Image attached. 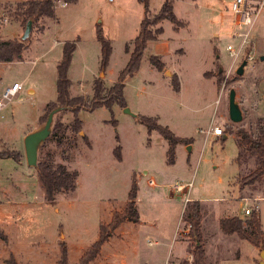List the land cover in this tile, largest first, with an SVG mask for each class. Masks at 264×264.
Returning <instances> with one entry per match:
<instances>
[{
  "label": "rangeland",
  "instance_id": "obj_1",
  "mask_svg": "<svg viewBox=\"0 0 264 264\" xmlns=\"http://www.w3.org/2000/svg\"><path fill=\"white\" fill-rule=\"evenodd\" d=\"M20 1L0 0V39H21L25 24L11 15ZM163 1L149 0L148 9L153 13ZM211 1L173 0L175 15L187 25L178 33L170 21L164 20L161 36L170 37L172 46L182 47L184 54L165 56L166 63L157 56L164 63L160 72L149 62L154 44L148 42L138 70L126 78L124 87V108H129L136 116L114 105V125L107 107L92 111L81 109L79 132L71 128L74 119L71 110L56 116L66 126L63 143L56 145L53 139H46L39 156L50 151L55 163H64L75 170L74 191H58L54 203H48L39 195L35 167L17 163L12 158L0 159V218L2 223H7L4 231L11 238L7 243L0 238V264H8L3 260L8 250L13 251L19 264H57L59 240L66 243L68 263H75L97 238L99 223L109 221L112 210L120 208L127 200L134 175L140 176L136 197L143 222L128 221L118 227L103 244L95 263L164 264L165 256L172 253L174 262L193 264V258L191 262L185 258L193 248L191 237L188 241L179 240L182 238L179 234L176 241L172 238L181 202L179 217L185 212L186 194L182 193L180 200L170 195L176 191L173 187L176 183L192 181L190 189L186 186L181 191L189 189L190 198L203 201L207 255L211 261L214 264H259L260 252L254 245L246 240L218 236L216 220L232 215V211L244 215L243 207L248 205L259 207L264 226V177L240 189L238 178L254 167V159L237 164L236 136L226 132L216 137L205 135V131L212 126L224 130L230 126L254 134L258 121L264 120V58L261 59L264 56V0H254L255 3L263 1L256 30L254 24L248 51L244 50L235 62L226 49L228 44L236 48L240 40L232 36L233 19L226 13L230 19L224 22H231V33L223 30L214 38L211 28L218 30L227 24L222 25L213 14ZM230 1L220 0L226 5ZM62 3L60 0L55 4V19H44L32 25L20 61L0 62V91L13 81L22 83V89L0 111V143L5 146L3 139L9 148L22 150L19 152L24 159V136L44 124V106L56 98V64L61 60L63 43L56 46L54 36L61 41L81 38V47L70 69V92L89 96L95 77L92 72L98 67L96 26L100 25L112 45L113 57L111 55L108 71L113 69L118 73L127 61L121 58L126 53L124 46L138 34L140 21L145 16L140 0H75L66 6ZM82 52L87 61L84 64L79 62ZM248 55L252 60L247 61L243 73L238 75L236 69ZM109 73L101 76L106 85L115 78ZM175 73L178 91L173 88ZM231 88L235 90V100L242 113L239 122L231 121L228 114ZM140 114L157 117L160 124L183 139L175 146L174 162L167 160V141L156 130L149 132L139 122ZM116 145L120 146V159L113 153ZM150 179L155 183L151 184ZM14 210L18 215H14ZM14 220L20 231L8 226ZM185 225L182 219L179 232L182 236H186ZM121 232L122 237L118 236ZM16 233L20 238L16 239ZM178 243L184 250L181 256H175ZM106 254L108 258L104 257Z\"/></svg>",
  "mask_w": 264,
  "mask_h": 264
},
{
  "label": "trees",
  "instance_id": "obj_2",
  "mask_svg": "<svg viewBox=\"0 0 264 264\" xmlns=\"http://www.w3.org/2000/svg\"><path fill=\"white\" fill-rule=\"evenodd\" d=\"M58 0H23L15 4L11 15L22 24L31 19L32 25L43 21L44 19H55V4ZM63 2H75V0H62ZM145 7V16L140 21L138 34L125 44L124 51L129 57L118 72L114 82L106 85L103 77H95L92 82V92L89 96L71 95V81L68 77V69L72 62L73 53L76 45L74 41H65L62 45L61 60L56 65V98L46 103L44 106V122L48 113L56 108L63 107L53 116L54 120L51 124V132L47 139H53L56 145H61L64 140L66 126L58 119L57 115L64 110H71L74 119L71 122V128L75 132L81 130V119L78 118V112L81 109L94 110L99 107H107L113 118V106L118 105L122 108L126 107L124 96V81L126 78L133 76L138 70L143 52L148 42L156 41L163 32L162 23L168 20L173 24L174 29L182 27L185 22L179 19L173 11V0H164L160 8L153 13L148 9L149 0H140ZM96 38L100 44L99 71L105 73L111 52L112 45L110 39L103 35L100 25L96 26ZM27 48L25 40L22 39H0V62L20 61L22 54ZM248 51L246 47L245 52ZM149 62L157 70L161 71L164 63L156 55L149 57ZM174 90H179V81L174 75ZM139 122L143 123L149 132L156 130L167 141V160L174 162V150L178 142L183 140L176 136L167 126L158 122V118L148 115H139ZM232 133L236 136V146L238 148L235 161L241 165L249 158L254 159V167L238 178L239 188L244 186H252L254 183L260 182L264 177V120L258 121V127L254 134L248 132L244 128H232L227 126L224 133ZM87 140L86 136H83ZM118 138V136L116 137ZM44 142L38 149L37 166L35 167L36 177L39 185L44 193V200L48 203H54L55 194L58 191H74L76 188L77 172L67 167L64 163H55L53 155L47 151L44 156L39 154L43 149ZM113 153L117 159L121 158L120 146L116 145ZM21 153L16 149L2 148L0 149V159L12 158L15 161L21 159ZM133 177L128 197L124 206L117 210L113 209L110 220L108 222L101 221L99 223V231L97 238L91 243L73 264H92L99 254L101 247L108 241L114 230L120 226L125 220L137 222L139 220V212L136 207L137 185ZM185 224H190L189 236L191 237V254L193 264H210L205 258L204 242L201 235V211L198 200L186 202L185 212L182 214ZM221 231L226 235L236 234L240 239L246 240L250 244L264 250V230L262 229L259 210L253 209L252 212L244 217L234 214L230 217H222L219 220ZM0 238L6 240V236L0 229ZM60 254L58 264L68 263V252L65 241H59ZM8 264H18V262L9 256L5 260ZM180 264H188L186 261Z\"/></svg>",
  "mask_w": 264,
  "mask_h": 264
},
{
  "label": "crops",
  "instance_id": "obj_3",
  "mask_svg": "<svg viewBox=\"0 0 264 264\" xmlns=\"http://www.w3.org/2000/svg\"><path fill=\"white\" fill-rule=\"evenodd\" d=\"M13 1H20V0H13ZM68 4V3H67ZM66 4V5H67ZM229 4V3H228ZM228 4L226 5V4H224V3H221L220 2V0H212L211 1V7H212V11H213V14H215L217 17V19L218 20H220V23H222V25L223 24H227L225 27H219L218 28V30H216V29H214V28H211V30L213 31V34H212V36H214V38H218L219 36H220V34L223 32V30H224V32H226L227 34L228 33H231V30H230V28L232 27V25H231V22L230 21H228V23H225L224 21H226L227 19L226 18H228V19H230V17L228 16V17H226V13H228L230 16H231V18H232V15H231V13L230 12H228L227 11V6H228ZM66 5H64V6H66ZM227 22V21H226ZM187 25V23H185L182 27H179L178 29H174L173 28V26H172V28H173V30L175 31V32H180V28H184L185 26ZM201 25V24H200ZM229 26V27H228ZM234 27V29H235V26H233ZM233 29V30H234ZM96 30V29H95ZM255 30H256V22H255ZM47 32L48 31H46V33H44V35L45 34H47ZM43 35V36H44ZM200 35V34H199ZM94 38L97 40V38H96V32H95V35H94ZM197 38V37H196ZM57 40H58V42H57ZM65 41H74L75 42V45H76V48H75V51H74V53H73V58H72V62H71V64H70V67H69V69H68V77H69V79H70V69L72 68L71 66H72V64L74 63V57H75V53L76 52H78V50H79V48L81 47V44H82V41H81V38L79 37V36H76V38H72V40H64V41H61V40H59V39H57L56 38V36H54V43L56 44V46H57V44H60V43H64ZM98 41V40H97ZM99 43V42H98ZM150 43H153L154 44V50H153V52H150V54H149V56L148 57H150L151 55H156V56H160V58L162 59V61L163 62H165L166 63V61H164L163 60V58L165 57V56H172V55H176V54H184V49L182 48V47H177V48H174L173 46H172V44L170 43V37H167V38H164L163 36H161L160 35V38L157 40V41H152V42H149V44ZM63 45V44H62ZM61 45V46H62ZM180 49H182V50H180ZM180 52V53H179ZM82 61H79L80 62V64H84L85 62H87L86 61V59H85V57H84V55H85V53H83L82 52ZM112 55V54H111ZM99 57H100V44H99V53H98V56H97V59H98V67H97V69H95V71L94 72H92V75H93V77L95 76V77H98L99 75V77H101V74H100V71H99ZM112 57H113V55H112ZM128 57H129V54L128 53H123V56H121V58H125V60H127L128 59ZM110 59H111V56H110ZM149 59V58H148ZM59 61L60 60H58L57 61V64L59 63ZM111 60H109V62H110ZM4 63H6V62H4ZM56 64V65H57ZM156 69V68H155ZM157 70V69H156ZM96 71H98V73L97 74H95L96 73ZM110 71V75H115V78H116V76L118 75V73L117 72H115V70H113V69H111V70H109ZM108 67H107V69H106V71H105V75H104V77H106V75L108 74ZM120 70H118V72H119ZM159 71V70H158ZM161 72V71H160ZM165 72H166V70H165ZM176 74V73H175ZM94 77V78H95ZM131 77V76H130ZM176 77H177V79H178V75L176 74ZM93 78V79H94ZM114 77H113V79H111V80H108L109 82H114L116 79H115ZM70 81H71V79H70ZM75 81H79L78 79H76ZM13 82H15V81H13ZM12 82V83H13ZM21 83V82H20ZM125 83H126V80L124 81V87H125ZM22 84V83H21ZM71 85H72V81H71ZM6 86H8V85H6ZM5 86V87H6ZM71 87V86H70ZM22 89V88H21ZM20 89V90H21ZM19 90V91H20ZM18 91V92H19ZM29 92H31V90H28ZM71 93V92H70ZM125 96V95H124ZM125 100H126V98H125ZM140 115H144V114H140ZM0 116L2 117V114H0ZM25 133H26V131L24 130V132H23V135H25ZM206 135V134H205ZM209 135H212V134H209ZM225 137V136H224ZM2 139V138H1ZM2 143H4L5 144V146L4 145H2L1 143H0V149H2V148H4V147H6V148H9V146H6V142L5 141H3V139H2ZM185 146L186 145H184L182 148L184 149L185 148ZM187 148H188V146H187ZM11 149V148H10ZM21 153H22V150H19ZM175 151V150H174ZM174 156H175V152H174ZM3 159V158H2ZM20 162H24V163H26V161H25V159L23 158V156H22V158L19 160V161H17V163H20ZM29 167H31V166H29ZM32 168V167H31ZM144 173H146L147 174V171L146 170H144L143 171V174ZM145 175V174H144ZM134 177H135V182H136V185H137V181L138 180H140V176H138V177H136L135 175H134ZM151 180V179H150ZM153 180V179H152ZM37 184H38V186H39V189H38V192H39V195L43 198V195H44V193H43V190H42V188H41V186L39 185V183H38V181H37ZM19 188V187H18ZM137 188H138V186H137ZM171 195V198H173V196H175V197H177V198H179V200L182 198V192L179 194L178 192H173V195H172V193L170 194ZM181 195V196H180ZM37 197V195L35 196V198ZM191 200H193L192 198H190L189 197V201H191ZM136 207H137V210H138V212H139V220L137 221V222H132V221H130V222H132V223H142L143 221H142V216H141V214H140V211H139V209H138V206H137V197H136ZM199 201V205H200V211H201V214H202V219H201V235H202V239H203V242H204V250H205V258H206V260L210 263V264H214V262L213 261H211V258H209V256L207 255V233L205 232V218H206V214H205V212H204V210H202V200H198ZM124 204H125V202L120 206V208H117V210H119V209H121L123 206H124ZM182 205H183V203L181 202V205L177 208L178 209V216H177V218H176V221H175V223H174V226H173V231H172V238H174L175 239V241H176V237H177V235L179 234V236L180 237H182V238H179V240H183V241H188V237L189 236H182L183 234L182 233H179L180 232V224H181V222H182V218H181V216L179 217V215L182 213ZM184 205H185V203H184ZM227 206L225 205V208H226ZM180 209V210H179ZM258 210H259V207H258ZM237 214V215H239V216H241V217H244L245 215H242V214H238V212H236V211H232V215H234V214ZM14 215H18V211L17 210H14ZM232 215H230V214H226L225 216H223V217H230V216H232ZM111 217V216H110ZM259 217H260V221H261V225H262V229L264 230V226H263V222H262V220H261V215H260V213H259ZM220 218H222V217H220ZM220 218L218 219V220H216V223H217V234H218V236H222V237H224V238H227V239H232V240H234L235 241V239H240L236 234H232V235H226V234H224L222 231H221V229H220V226H219V220H220ZM110 220V219H109ZM3 222V219H2V217L0 218V229L3 231V233L5 234V236H6V240H4L3 242H5V243H7V241H10L11 240V238H10V236H9V234H8V232L7 233H5V231H4V228H6V226H7V223L5 224V223H2ZM129 220H125L124 222H122L121 224H120V226L123 224V223H125V222H128ZM103 222H108V221H103ZM8 226H11V227H13L14 229H16L17 230V228L19 229V231H20V226H19V224H18V222L16 221V220H14L13 222H10V223H8ZM120 226H118V227H120ZM117 227V228H118ZM117 228L114 230V232L117 230ZM185 228V227H184ZM114 232L112 233V234H114ZM21 234V233H20ZM122 235V232L121 233H119V235L118 236H120V237H122L121 236ZM15 237H16V239H18V237L20 238V236H18V233H16L15 234ZM111 237V236H110ZM109 237V238H110ZM109 240V239H108ZM242 240V239H241ZM60 241V240H59ZM59 241H58V243H59ZM60 247V246H59ZM102 248V247H101ZM256 249L260 252L261 250H259V248L258 247H256ZM172 251H174L173 250V248H172ZM100 252H101V250H100ZM100 252H99V254H100ZM177 252L178 253H176V250H175V256H181L182 254H183V252H184V250H183V246H181V244H179L178 243V246H177ZM83 253V252H82ZM8 255L3 259L4 261L11 255V256H13V258L15 259V257H14V254H13V251L12 250H8V253H7ZM59 254H60V250H59ZM99 254L97 255V257L94 259V261L95 260H97V258L99 257ZM171 256H173L172 255V253L170 254ZM189 255H191L190 253H187L186 254V257L185 258H187V257H189ZM81 256V255H80ZM79 256V257H80ZM171 256H169V255H166L165 256V259L167 258V257H170V258H172ZM105 258H108L107 257V254L104 256ZM236 257H238L237 256V254H236ZM260 257V256H259ZM59 258V257H58ZM165 259H164V261H165ZM175 259V258H174ZM16 260V259H15ZM92 262V264H97V262L95 263V262ZM122 261V260H121ZM6 262V261H5ZM7 263V262H6ZM19 264V263H18ZM57 264H58V259H57ZM119 264H124V263H120L119 262ZM145 264H146V262H145Z\"/></svg>",
  "mask_w": 264,
  "mask_h": 264
},
{
  "label": "built area",
  "instance_id": "obj_4",
  "mask_svg": "<svg viewBox=\"0 0 264 264\" xmlns=\"http://www.w3.org/2000/svg\"><path fill=\"white\" fill-rule=\"evenodd\" d=\"M60 2V0H58ZM57 1V2H58ZM56 2V3H57ZM67 3L64 2L61 5H66ZM263 5V1H260L258 3H255L254 0H231L227 6L228 12L231 13L233 23L236 29H234L232 36L238 37L239 43L237 47H233L230 44L226 46L227 51L229 54L233 57V62L237 60V58L240 57V55L244 52L246 47L250 44V36L252 33V28L256 22L258 13ZM247 61L252 60V56L248 55L246 57ZM22 88V84L18 81H15L11 83L10 85L4 87L0 91V111L6 106V104L11 100L12 97H14L18 91ZM206 135L212 134L213 136L219 137L224 134V129L219 126H212L208 130L205 131ZM151 184H154V180H150ZM188 187L189 189L192 187V181L188 183H176L173 187H175L176 191H180L182 193L186 194L185 197V203L189 201V189L186 191H181L184 187ZM244 201H246V198H243ZM255 208H252L251 206L244 205L243 212L244 215H249L252 210ZM189 229L190 224L185 225V228L183 229V232L189 236ZM192 256L189 255L187 257V261L191 262ZM164 264H180L176 263L173 260H171L170 257H167L164 261Z\"/></svg>",
  "mask_w": 264,
  "mask_h": 264
},
{
  "label": "water",
  "instance_id": "obj_5",
  "mask_svg": "<svg viewBox=\"0 0 264 264\" xmlns=\"http://www.w3.org/2000/svg\"><path fill=\"white\" fill-rule=\"evenodd\" d=\"M31 28H32V20L29 19L26 22L23 34L21 35L22 40H25L28 38L31 32ZM263 58L264 56H261V59ZM245 65H247L246 59L242 60L239 66L237 67L236 73L238 75H241L243 73V69ZM220 70L221 69H219V71ZM102 75H103V72H101V76ZM228 97H229V109H228L229 118L233 122H239L242 119V113L239 108L238 102H236L235 100V90L233 88L229 90ZM62 108L63 107L59 106V107L52 109L48 113L44 124L40 128L34 131H31L24 136L23 138L24 153H25L26 163L28 166H31V167L37 166L38 149L41 143H43L47 139V137L49 136L51 132V124L53 121L54 114L58 112L59 110H61ZM124 112L132 114L133 116H136L135 114L130 112L129 108H124ZM259 264H264V250L260 251Z\"/></svg>",
  "mask_w": 264,
  "mask_h": 264
}]
</instances>
